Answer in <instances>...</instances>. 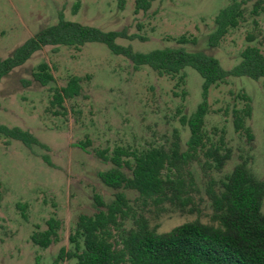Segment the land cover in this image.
Masks as SVG:
<instances>
[{
	"label": "rangeland",
	"instance_id": "obj_1",
	"mask_svg": "<svg viewBox=\"0 0 264 264\" xmlns=\"http://www.w3.org/2000/svg\"><path fill=\"white\" fill-rule=\"evenodd\" d=\"M77 1L79 8L74 12ZM123 1L120 7L119 0H0V60L56 23L61 12L66 20L103 31L126 28L129 35L144 36V41L116 39L117 44L143 53L176 46L175 39L181 35L195 37V43L184 45L186 50L215 57L226 70L240 61V51L248 44L264 53V0L258 14L251 13L258 0H243L244 19L217 47L208 46V35L218 11L230 0H155L148 11L137 14L135 0ZM247 36L253 40L247 41ZM41 62L48 63L53 75L46 86L31 75ZM183 73L185 82L177 86L176 77L159 76L147 66L135 70L129 59L113 54L103 43L88 42L81 47L45 46L0 80V124L27 129L47 146L28 149L20 141L0 135V264H51L62 246L69 247L77 216L94 211L93 194L105 201L113 196L114 190L100 181L98 173L111 167L108 157L116 147L169 145L176 133L183 150L187 148L190 132L181 120L202 102L203 79L190 66ZM71 75L82 78L81 95L65 99V115H53L48 110L52 89L64 86ZM248 103L252 110L245 124L251 128L252 141L233 124L232 110H242ZM207 106L203 142L219 144L222 138L233 150L223 171L212 176L229 172L244 154L250 157V170L264 180V78L231 76L209 88ZM191 170L197 210L156 217L152 206L144 208L151 223L159 224L158 231H169L196 218L210 221L206 178L197 162ZM124 192L131 200L138 196L133 190ZM18 203L27 207L18 208ZM143 207L138 201L133 211L140 212ZM50 217L60 222L58 240L43 248L30 236L45 229ZM62 264H75V260Z\"/></svg>",
	"mask_w": 264,
	"mask_h": 264
},
{
	"label": "trees",
	"instance_id": "obj_2",
	"mask_svg": "<svg viewBox=\"0 0 264 264\" xmlns=\"http://www.w3.org/2000/svg\"><path fill=\"white\" fill-rule=\"evenodd\" d=\"M155 0H135L134 14L146 12ZM123 0H119L123 7ZM77 1L73 6L76 12ZM261 0L251 10L258 14ZM246 12L243 0H230L214 18V29L208 35V46L217 47L224 36L237 28ZM117 38L145 40L139 34L120 31H103L97 27L64 19L62 12L56 23L49 25L17 47L13 53L0 60V80L14 68L22 65L33 53L45 46L81 47L88 42L103 43L113 54L129 59L135 70L147 66L159 76L176 77V85L185 82L183 69L194 68L202 77L203 100L197 109L183 117L182 123L189 128L187 148L183 150L175 133L169 145H147L141 149L116 147L108 157L111 167L100 171L98 177L114 190L109 201L93 194L94 211L80 213L69 236V247L62 246L51 264L75 260V264H264V180L250 170L249 156L239 155L232 169L219 177L233 150L220 138L219 144L203 142L202 127L207 113V92L211 86L233 76H246L254 80L264 78V53L256 45L248 44L240 51V61L230 69L221 67L219 60L202 52H190L184 47L195 43V37L181 35L175 39L176 46L157 48L143 53L130 45L116 43ZM247 36V41H252ZM32 78L41 86L53 81L47 62H41L32 72ZM82 78L68 77L66 84L52 89L48 110L53 115H65V99L81 95ZM184 93V91L182 92ZM247 101L249 98L243 96ZM251 106L233 109L236 131L243 130L248 141L253 140L250 126L245 124L251 117ZM0 135L8 140L20 141L28 149L39 145L47 149L27 129L0 124ZM202 153V154H200ZM42 158L48 164L46 155ZM197 162L206 178L205 194L210 202V221L196 218L177 225L169 231H158L159 224L151 223L144 208L152 206L156 217L163 213H192L197 210L193 200V172ZM124 190L138 193L131 200ZM144 205L140 212L133 211V204ZM26 208V203H18ZM150 211V208L146 209ZM46 228L34 231L30 239L40 247L47 248L58 240L60 222L50 217Z\"/></svg>",
	"mask_w": 264,
	"mask_h": 264
}]
</instances>
